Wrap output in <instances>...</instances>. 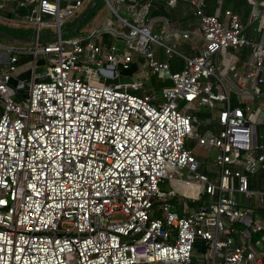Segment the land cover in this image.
Returning a JSON list of instances; mask_svg holds the SVG:
<instances>
[{"label": "built area", "instance_id": "obj_1", "mask_svg": "<svg viewBox=\"0 0 264 264\" xmlns=\"http://www.w3.org/2000/svg\"><path fill=\"white\" fill-rule=\"evenodd\" d=\"M107 1L126 29L99 26L69 36L62 26L86 0H0V11L15 3V16L5 18L36 27L33 47L0 45V264H195L198 238L211 245L206 264H264L253 243H235L231 228L234 222L263 228L236 193L257 194L249 176L264 171L256 127L264 109L234 105L231 93L251 94L264 104V0H248L249 22H259L256 41L224 0L213 14L206 12V0H166L172 7L191 5L200 23L195 31H173L202 42L199 54L183 55L179 71L156 57L157 46L168 58L179 52L153 31L155 21L147 17L152 0ZM103 33L119 38L123 48L98 42ZM242 47L251 48L253 62L245 73L235 62L229 65L235 90L213 57ZM39 53L52 56L48 68L34 77L27 101H19L10 81L20 55ZM134 54L167 80L161 102L158 92L135 93L142 79L96 83L105 69L128 68ZM202 106L210 111L204 121L192 114ZM187 139L216 147V179L201 170ZM182 169L198 197L211 199L179 218L169 201L176 193L161 185L182 181ZM156 200L162 202L155 206ZM242 233L251 235L249 229Z\"/></svg>", "mask_w": 264, "mask_h": 264}, {"label": "crops", "instance_id": "obj_2", "mask_svg": "<svg viewBox=\"0 0 264 264\" xmlns=\"http://www.w3.org/2000/svg\"><path fill=\"white\" fill-rule=\"evenodd\" d=\"M142 1H147V0H142ZM156 1H164V3H165L164 10L162 9L160 11V13H156L155 15H150L151 7ZM114 2H115V0H114ZM248 3H244V2H242V0L241 1L240 0H224L225 8L232 9L234 12H237L241 15L243 23L246 26V33H247L248 37L251 40L256 41L260 35V32L258 31L259 22L258 21L255 23L249 22V15L251 12L250 9H252V6H251V8L248 9L247 13L244 14L245 8L247 7ZM86 4H88V6H91V5L93 6L90 10H92L95 6L98 5L97 0H86L84 6ZM112 4H114V3H112ZM217 5H218V0H206V8H205L206 12L209 14L215 13L217 11ZM14 6H15L14 2H7L6 5L4 3V8L1 10L3 12L0 11V13L2 14V17L5 18V14L9 15V16L12 14L15 16V10L13 8ZM84 6H83L84 10L81 11V15L85 14L86 9L84 8ZM122 9H124L125 13H128L125 15L127 17H130V12L126 8H122ZM19 12L21 13L22 11H19ZM113 14H114V16H116V14L114 12H113ZM125 15H123V16H125ZM147 17L149 19L150 18L154 19V21H155L153 31L155 33L161 35L166 43H168L170 45H175L176 49L179 52V54H177L176 56H179L183 60L182 68L185 64V59H184L183 55L193 56V55L199 54L200 45L202 42L198 38V36L191 35L190 38L183 39V38H181L180 35L179 36L173 35L174 30L195 31L198 29L200 23H199L197 16L194 14V8L191 5H189L187 3V4H180L177 7H172V6L168 5L166 0H152L151 6L149 9V14L147 15ZM81 21H82V19H81ZM81 21L79 23L78 28L76 27L74 31H67L66 35H68L67 33H69V32L75 33L76 31H79L80 26H81L80 25ZM15 22L18 23V22H22V21L14 20V23ZM119 22H120V20H119ZM46 32H44V33H46ZM86 34H88V33H86ZM255 34H257V35H255ZM80 35H85V34L82 33ZM1 36L2 37L7 36V33L0 32V38H1ZM34 36H35V33H34L33 37L29 40L35 42V39L33 40V38H35ZM69 36H72V35H69ZM76 36H78V35H76ZM9 38L11 39V37H9ZM12 39H17V38L12 37ZM96 40L98 42L102 43L103 45H105V47H110L111 45H116V47L119 50H121L123 48V45H124V43L119 38L117 39L111 33H103V35L101 34V36L99 38H97ZM0 45L4 48H6V47L11 48L12 46L13 47H26L25 45L23 46V44H18V43L10 45V43H5L2 40H0ZM182 48H185L186 52L182 51ZM7 53L8 52L5 49V54H7ZM47 56L48 55L43 54V53H39L36 56L29 55V54L20 55V59L18 62V69L14 73V75L10 81V85H11L10 87H11V90L13 92V96L15 99L19 100V96L22 95V93H20V92H22V90H24L26 88L25 87L26 84L28 83L29 85H31L34 77L37 74L43 72V70L41 69L40 66L42 64L48 65ZM176 56H174V57H176ZM156 57L160 60H167V61L174 58V57L168 58L164 54V52L160 46L156 47ZM7 59H8L7 56H5V61H7ZM213 61H214L215 66L218 68V71L223 72V74L225 76V80L229 84V86H232L236 90L239 87L235 83L234 79L232 78L231 73L228 71V67L231 63L235 62L237 64V68H238L239 72L245 73L246 70L248 69V65L253 62V54L251 52L250 47H242L238 50L231 48V49L227 50L224 54L215 55V57H213ZM6 63L7 62H5V64ZM146 67H148V66L146 65V60L144 59V57L142 55L134 54L132 61L129 63L128 68L118 66L117 68H115V70H114L115 72H113V73L111 71H109V69H105V71H104L105 74H103L101 80H103L104 83L112 82V83H123V84H125V83H131L132 81H135V80L142 79L143 81H145L144 86L142 87V89L135 90V92H140L139 94L158 92L157 86H160V89H162V86L167 83V80L161 78L162 84L160 83V85H157V84L153 83L154 85L150 86L149 82H148L150 74L147 71ZM171 68H172V65H171ZM152 74H154V73L152 72ZM104 76L106 78H103ZM109 77H112L113 79L109 80L110 79ZM30 78H31V83H29ZM29 92H30V87H29L28 93H26V94H28V97H29ZM231 95H232V100H233L234 105H236L239 101H243L244 103L250 104L249 101H247L246 99H249L251 94H240V93H236L235 91H232ZM251 100L252 101L254 100L255 105H257L258 102L262 103V101L259 100L257 97H254ZM19 101H21V100H19ZM254 108L259 109L261 107L255 106ZM261 109L263 110V108H261ZM2 110H3V105H2V102L0 100V116L2 114ZM256 127H257V134L259 135V139H260V141H262L264 143V122L257 120L256 121ZM258 130H259V132H258ZM198 159H199V157H198ZM199 160L201 161V170L206 171L211 178L216 179L217 174H218L217 173L218 166L215 164L213 166H207L206 165L207 161H204L201 159H199ZM233 168H234V166H233ZM249 178H250V186L254 191L257 192V194H255L252 198H248V197L244 196L242 193L237 192L236 196L239 200L240 205L242 207H244L245 209L251 211V214L253 216L255 223L262 225V227L264 228V171H261L257 174H254V175H250ZM167 181H169V180H167ZM167 181H165L164 183H166ZM173 182H175V181H173ZM173 182H172V185L176 186L175 183H173ZM237 185H238V181L235 180V186H237ZM164 191H167V190H164ZM175 197H176V199L174 201H172L171 203L173 204V206H175L177 203H182V212H184V214L189 212L191 209L200 208L204 202L208 203L211 199L208 195H202L201 197H198L197 188L195 186H188L187 183H186L185 189L181 193H179V195H176ZM193 202H198V204L194 205V204H192ZM245 226H247V225H245ZM247 227L248 228H246V229L250 230L249 226H247ZM245 230H243V231H245ZM242 232L241 233L236 232V236L238 238V243H236V242L235 243L236 244H242L243 242H246V244H249V242L251 243L250 237L248 238V237L244 236ZM250 233H251V231H250ZM234 239H236L235 236H234ZM260 246H261V243L259 245L255 244V247H256L255 250L258 252L259 256L260 255L264 256V252L260 249ZM210 247H211L210 243L206 242L205 240H203L201 238L197 239V241L195 243L194 252H193L195 264H206L207 263V261H205V258L203 257V255L206 253L211 254L212 250Z\"/></svg>", "mask_w": 264, "mask_h": 264}, {"label": "rangeland", "instance_id": "obj_3", "mask_svg": "<svg viewBox=\"0 0 264 264\" xmlns=\"http://www.w3.org/2000/svg\"><path fill=\"white\" fill-rule=\"evenodd\" d=\"M109 1L111 3H114V0H109ZM97 3L98 5L95 6L92 10L90 9L93 6L92 5L88 6V4H86L84 6V8L86 9L85 14L81 15V11H83L84 9L83 8L80 9L77 14L70 17L68 21H66V23L63 24L62 26L63 30L64 31H74L76 25L78 24L79 21H81V19L82 21H81L80 30L78 31V33H75L72 35L79 36L82 33L84 34L91 33V31H93L99 26L101 28L117 27L120 30L126 29L122 24H120L119 18L117 17V15L114 16L113 11L110 5L108 4L107 0H97ZM119 13L120 15L128 14V13H125L124 9L122 8L119 9ZM0 16H1L0 17V32L7 33V36H4V37L1 36L0 40H2L5 43H10V45L17 44V43L23 44V46L25 45L26 47H33L35 45V42L29 40L33 37L36 31L35 26L29 23H25V22H18V23L15 22L14 23V21H11L7 18H3L2 14ZM44 30L45 29H43V31ZM51 35H54V31H51ZM9 37H11V39ZM12 37L17 38V39H12ZM182 51L186 52L185 48H182ZM47 58L49 60L52 58V56L48 55ZM40 67L43 71H45L47 70L48 65L42 64ZM146 68L150 74V77L148 79L149 85L152 86L154 85L153 83L157 85H160V83L162 84L160 75L152 74L151 70L148 67ZM103 78H106V77L104 76ZM109 78H110L109 80L113 79L112 77H109ZM101 82H103V80H101L100 82L96 81V83L98 84H100ZM29 83H31V78L29 80ZM109 83H112V82H109ZM25 87L26 88L22 90V92H20L22 93L23 96L22 95L19 96V100L23 102H26L28 99V94L26 93H28L30 85L27 83ZM157 88H158L157 91H158L159 101L161 102L163 99L161 96L162 89H160V86H157ZM135 93L139 94L140 92H135ZM251 99H253V97H250L249 99H246V100L249 101V103L251 104L253 108L256 106V107H261L264 109L263 103L258 102L257 105H255L254 100L252 101ZM178 102L180 106L182 107L186 105V102L184 100H179ZM202 112H204L205 114L210 113L208 108L205 106H202L200 110H192V114L198 115L200 119L204 121L208 114L202 117L203 115H200V113ZM187 145L192 148L193 152L199 157V159L207 161V164H206L207 166L214 165V160L216 159V156L218 154V150L216 149V147L207 148L202 145L196 144V142H192L190 139H187ZM180 172L181 173L177 174V177L181 178L182 181L173 182L172 180H169L163 185H161V189L167 190V191L173 190L176 193V195H179V193H181L185 189V186H186L185 180L190 179V176H191V174L187 172L186 169H182ZM172 182L175 183L176 186H173ZM155 215L157 216L161 215V211H158L156 207H155Z\"/></svg>", "mask_w": 264, "mask_h": 264}, {"label": "trees", "instance_id": "obj_4", "mask_svg": "<svg viewBox=\"0 0 264 264\" xmlns=\"http://www.w3.org/2000/svg\"><path fill=\"white\" fill-rule=\"evenodd\" d=\"M241 1V0H240ZM242 2L244 3H248L249 1L248 0H242ZM164 1H156L152 7H151V12H150V15H155L156 13H160V11L163 9L164 10ZM251 8V4L248 3L247 7L245 8V11H244V14L247 13L248 9ZM251 10V9H250ZM78 25V24H77ZM76 25V27H77ZM81 25V24H80ZM75 27V28H76ZM78 31H76L75 33H77ZM75 33H67L68 35H72V34H75ZM74 36V35H72ZM42 43H46V40L43 39ZM169 62L171 63L172 65V69L174 71H178L182 68V63H183V60L179 57V56H176L172 59L169 60ZM208 113H200V115H203L202 117L206 116ZM176 199V197L170 199L169 201L172 202ZM160 202H162L161 200H156L154 202L155 206H157ZM192 204L194 205H197L198 202H193ZM157 216V215H156ZM231 228L234 229L232 235L233 237L235 236V240H236V243H238V238L236 236V232H239L241 233L243 230H245L246 228H248L247 226H245L243 223L241 222H234L232 225H231ZM250 228V231H251V236H250V241L251 243H253L255 245V243L259 240H261V246H260V249L264 252V239L263 238V235H264V228H262L261 230L259 231H254L252 226L249 227Z\"/></svg>", "mask_w": 264, "mask_h": 264}, {"label": "water", "instance_id": "obj_5", "mask_svg": "<svg viewBox=\"0 0 264 264\" xmlns=\"http://www.w3.org/2000/svg\"><path fill=\"white\" fill-rule=\"evenodd\" d=\"M79 23L80 21L78 22V26L77 28L79 27ZM35 38H33L34 40ZM39 74H42V75H45V71H43L42 73H39ZM38 74V75H39ZM171 211L176 214L179 218H182L183 217V213H182V203H177L172 209Z\"/></svg>", "mask_w": 264, "mask_h": 264}]
</instances>
